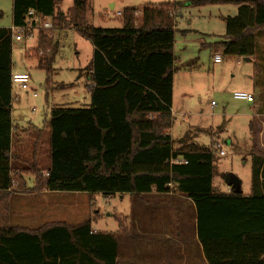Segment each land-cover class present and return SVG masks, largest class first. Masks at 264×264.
<instances>
[{"label": "trees", "instance_id": "obj_1", "mask_svg": "<svg viewBox=\"0 0 264 264\" xmlns=\"http://www.w3.org/2000/svg\"><path fill=\"white\" fill-rule=\"evenodd\" d=\"M206 3L237 5L235 15L223 17L225 34L214 45L224 55L253 57L256 33L264 28V0L187 4ZM61 4L62 0H12L13 25L29 24L28 13L34 10L33 57L48 75L58 52L54 28L72 26L94 47L87 72L94 83L90 103L50 109L46 168L37 163L21 171L11 167L13 41L11 29L0 27V48L6 46L0 59V264H121L118 236L129 233L122 214L114 216L119 224L115 232L94 229V218L50 221L37 228L10 225L11 193L43 190L104 195L177 192L195 202L198 238L209 264H264V155L253 157L252 191L233 188L227 193L214 184L213 143L199 145L183 137L174 147L173 77L181 68L174 55V10L183 4L126 7L118 16L121 27L114 28L88 22V0H73L66 12ZM46 20L52 28L43 27ZM30 174L33 188L26 181Z\"/></svg>", "mask_w": 264, "mask_h": 264}, {"label": "rangeland", "instance_id": "obj_2", "mask_svg": "<svg viewBox=\"0 0 264 264\" xmlns=\"http://www.w3.org/2000/svg\"><path fill=\"white\" fill-rule=\"evenodd\" d=\"M170 1L183 4L181 10H174L178 14L175 54L181 66L175 72L176 91L171 128L174 147L179 146V140L183 137L186 142L199 145H210L216 137L222 139L226 154L220 155L215 151L214 184L218 189H227L226 176L231 175V180L237 186L241 185L243 192L248 194L252 191V174L245 137L255 118L245 115L250 111L249 107H245L243 100L235 99L233 94L235 91L255 92L262 103L258 104L256 111L264 112V28L256 33L255 54L249 59L224 55L214 45L225 34L223 17L237 13V5L232 3L188 5L193 0H88L87 19L90 24L95 23L97 26L120 27L121 19L113 15L111 3L116 4V12L126 7L158 5ZM72 5L73 0H62L61 9L66 12ZM0 11V27L10 28L13 25L12 0H0ZM52 37L58 44V52L51 75L39 67L37 57H33L37 54L36 34L33 40H28L30 43H16L12 48V62L16 71L30 74L29 90L21 89L16 84L13 90L14 120L18 127L11 162L14 170L27 168L33 163L42 168L48 166L47 121L52 106L86 107L89 103L87 85L90 80L87 72L93 56L92 43L72 26L54 28ZM20 47L30 49L25 53L20 51ZM29 51L31 54L28 56ZM216 54L221 55L220 62H214ZM25 116L32 120L27 122ZM216 124L222 127L220 135L211 140L212 127ZM230 140L238 146L233 147ZM26 181L30 187L34 177L26 175ZM89 195H78L81 200H76L80 204L75 208L41 212L45 214L41 215L39 221L59 219L57 221L78 223L94 218L93 225L97 229L115 231L119 229L115 215L121 212L126 215L134 213L128 195L111 198L102 194L93 198ZM33 216L32 223L37 222L39 215Z\"/></svg>", "mask_w": 264, "mask_h": 264}, {"label": "crops", "instance_id": "obj_3", "mask_svg": "<svg viewBox=\"0 0 264 264\" xmlns=\"http://www.w3.org/2000/svg\"><path fill=\"white\" fill-rule=\"evenodd\" d=\"M171 2V1H170ZM164 3V2H163ZM116 4L111 3L112 13L116 15L118 11H114ZM238 9V8H237ZM117 16V15H116ZM92 25H95L93 23ZM102 27V26H97ZM121 27V25H120ZM8 28V27H5ZM114 28V27H105ZM35 36V35H34ZM30 41H26L27 44ZM16 43H12V48ZM2 46V44H1ZM36 46V45H35ZM5 51V52H4ZM6 53V46L3 44L0 48V59H4ZM174 55L177 60V55ZM217 55V54H216ZM250 57L249 59H251ZM215 62V61H214ZM177 63V61H176ZM15 67L12 65V72L17 73ZM177 72V71H175ZM173 77V104L175 99L176 82L175 73ZM90 80V77L88 76ZM94 83L91 82L87 85L89 92L90 103V87ZM14 85L12 89V94ZM254 95L253 102H247L243 100L245 107H249L250 111L245 115L254 116L255 120L251 121L249 131L245 137V144L248 146L250 152V164L252 167L253 157L255 154L264 155V112L261 110L256 111L258 104H262L257 98L256 93L248 91ZM13 98V96H12ZM238 100V99H237ZM88 103V104H89ZM12 99V160L14 158L15 140L17 138L18 127L15 123V114ZM223 115L225 113H222ZM220 115V114H219ZM27 122L32 119L29 116H25ZM221 126L216 124L212 127L211 140L214 136L220 135ZM171 132V131H170ZM217 133V134H216ZM28 137H25V139ZM23 139V138H22ZM233 147H237L236 143L230 140ZM212 144V142H211ZM204 145V144H202ZM245 160L247 158L245 157ZM241 183V182H240ZM29 186V185H28ZM35 182L29 188H33ZM227 189H220L221 192L229 193L233 188H237L241 191V185L237 186L236 183L228 184ZM83 193V194H81ZM84 193L90 194L92 198L97 194L102 193H89L83 191H36V192H18L11 193L9 204V223L14 226H25L29 228H37L47 222L57 221L46 220L39 221L41 215L46 210H55L62 208H75L80 203L76 200H81L79 196ZM245 193V192H244ZM246 194V193H245ZM79 195V196H78ZM111 198L116 195L121 197L128 195L131 199V204L134 206V213L126 215L125 213H119L127 217V225L129 228L128 234H122L118 236V261L122 264H209L207 261L202 244L198 238V214L195 202L186 196H183L174 191L158 192L150 191L141 193L140 195H131L129 193L124 194H110L104 195ZM15 200V202H13ZM87 200V198H84ZM74 200V201H72ZM75 202V203H74ZM73 203V204H72ZM91 203V202H90ZM88 205V202H85ZM93 204V202H92ZM39 215L37 222L32 223L33 215ZM14 220V221H13ZM93 228L97 229L94 225ZM119 229L115 230L118 231ZM114 231V232H115ZM120 238L122 239L120 241Z\"/></svg>", "mask_w": 264, "mask_h": 264}, {"label": "built area", "instance_id": "obj_4", "mask_svg": "<svg viewBox=\"0 0 264 264\" xmlns=\"http://www.w3.org/2000/svg\"><path fill=\"white\" fill-rule=\"evenodd\" d=\"M34 10H30L28 15L31 16L29 24L26 25H12L10 27L11 32H12V41L13 43H22L26 42L28 40H33L34 39V33H32L33 27V20H35V15H34ZM122 12L119 11L116 13L117 16L121 15ZM43 27L45 29H50L52 28V23L49 20H46L43 23ZM29 47L23 48L20 47V51L22 52H27ZM31 54V51L28 52V56ZM222 60V57L220 54L215 55L214 61L215 62H220ZM11 81L13 85H18L19 88L24 89V90H29V82H30V74L27 72H17V73H12L11 75ZM34 96H36V93H34ZM235 99L238 100H245L247 102H253L254 101V95L250 92L246 91H235L233 94ZM35 110V109H34ZM223 140L216 137L213 140V148L216 152H218L220 155L226 154L225 150L222 148L223 146ZM182 159H172L171 162H182ZM186 162V161H184Z\"/></svg>", "mask_w": 264, "mask_h": 264}, {"label": "water", "instance_id": "obj_5", "mask_svg": "<svg viewBox=\"0 0 264 264\" xmlns=\"http://www.w3.org/2000/svg\"><path fill=\"white\" fill-rule=\"evenodd\" d=\"M226 182H227L228 184L236 183L235 181L231 180V175H227V176H226Z\"/></svg>", "mask_w": 264, "mask_h": 264}]
</instances>
